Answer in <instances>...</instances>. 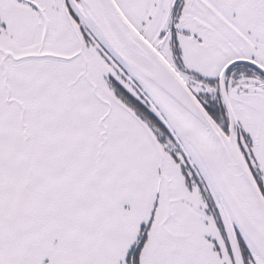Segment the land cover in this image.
Instances as JSON below:
<instances>
[{
  "label": "snow or ice",
  "instance_id": "obj_1",
  "mask_svg": "<svg viewBox=\"0 0 264 264\" xmlns=\"http://www.w3.org/2000/svg\"><path fill=\"white\" fill-rule=\"evenodd\" d=\"M0 264H264V0H0Z\"/></svg>",
  "mask_w": 264,
  "mask_h": 264
}]
</instances>
